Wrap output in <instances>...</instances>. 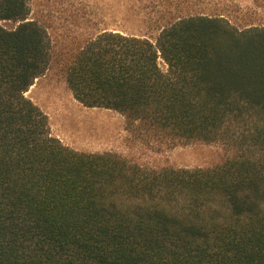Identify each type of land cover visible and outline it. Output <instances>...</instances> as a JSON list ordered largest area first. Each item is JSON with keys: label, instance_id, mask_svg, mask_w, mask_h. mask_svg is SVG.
<instances>
[{"label": "trees", "instance_id": "16d2710c", "mask_svg": "<svg viewBox=\"0 0 264 264\" xmlns=\"http://www.w3.org/2000/svg\"><path fill=\"white\" fill-rule=\"evenodd\" d=\"M30 0H0V264H264V24L181 17L155 41L88 36L66 58L76 100L137 137L217 143L211 167L153 168L52 135L26 93L53 59Z\"/></svg>", "mask_w": 264, "mask_h": 264}, {"label": "rangeland", "instance_id": "374dc122", "mask_svg": "<svg viewBox=\"0 0 264 264\" xmlns=\"http://www.w3.org/2000/svg\"><path fill=\"white\" fill-rule=\"evenodd\" d=\"M198 14L221 15L239 27L262 25L264 0H30L29 19L47 29L53 59L26 95L48 115L52 135L76 150L112 151L153 168L219 164L227 157L222 145L149 143L127 128L119 111L76 100L65 77L71 50L92 34L111 30L155 41L162 28ZM0 23L8 29L17 26L8 20Z\"/></svg>", "mask_w": 264, "mask_h": 264}]
</instances>
